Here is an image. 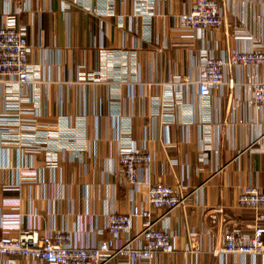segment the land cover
Segmentation results:
<instances>
[{
  "label": "crops",
  "instance_id": "crops-1",
  "mask_svg": "<svg viewBox=\"0 0 264 264\" xmlns=\"http://www.w3.org/2000/svg\"><path fill=\"white\" fill-rule=\"evenodd\" d=\"M214 1L223 25L189 37L178 17L193 0H0V17L17 10L26 28L36 90L24 95L30 101L23 107L39 114L37 129H25L33 117L23 118V143L6 139L2 124H10L5 115L14 114L9 105L19 93L0 86V238L62 230L78 247L107 239L112 212L148 207L146 189L117 176L124 144L153 155L143 181L190 194L188 207L157 223L174 237L175 253L150 264H264V256L212 254L225 228L252 229L256 213L237 205L240 191L250 185L264 192V137L256 141L264 107L255 108L247 86L264 80V66L227 70L237 85L207 99L196 86L202 50L213 58L254 44L264 50V0ZM138 5L146 16L136 14ZM174 78L184 84L168 85ZM30 146L39 152H27ZM162 214L152 210L154 218ZM191 231L199 241L194 254L186 252Z\"/></svg>",
  "mask_w": 264,
  "mask_h": 264
},
{
  "label": "built area",
  "instance_id": "built-area-1",
  "mask_svg": "<svg viewBox=\"0 0 264 264\" xmlns=\"http://www.w3.org/2000/svg\"><path fill=\"white\" fill-rule=\"evenodd\" d=\"M85 10L100 14L96 7L82 4ZM142 5L136 7L137 15L146 16ZM0 17V86L14 89L19 95L9 105L14 114L5 115L8 123L3 136L6 139L23 143L22 132L25 127L24 117H33L32 123L25 129H37L33 123L39 114L23 107L29 103L25 94L35 92L33 70L27 56L31 46L27 41L26 28L19 23L17 10H7ZM181 31L189 37L203 31L214 32L224 21V11L214 0H193L189 10L178 17ZM254 44L248 50L227 51L223 56L213 58L205 50L201 52V70L196 82L197 95L207 99L223 88L233 90L237 83L226 77L227 70H246L264 66V50ZM184 83L176 78L168 85L180 88ZM250 100L255 108L264 107V80L247 84ZM35 96L32 97L34 99ZM36 100V99H35ZM8 110V111H9ZM49 137L44 133V140ZM262 134L256 141L263 138ZM119 140V138H117ZM32 143V141H31ZM38 144V143H37ZM27 152L38 153L39 148L30 146ZM119 169L117 176L135 190L146 189L145 204L148 207L132 205L126 213L112 212L108 216V238L92 246L78 247L71 243V236L66 231H52L39 235L36 230H24L16 238H0V258L13 260L20 257L27 264H150L157 254L171 255L177 247L174 237L165 228L157 227L159 220L177 209L190 204V194L184 195L179 185H169L161 181L150 183L143 181L141 172L149 169L153 155L146 149H133L120 144L117 152ZM240 208L251 209L256 213L250 232L242 229L225 228L220 246L212 249L214 256L240 255L264 256V192L256 186L244 187L237 197ZM152 210L163 211L154 218ZM221 209L212 210V218L221 213ZM141 226L132 232L135 222ZM199 248L198 234L191 231L188 236L186 252L194 254Z\"/></svg>",
  "mask_w": 264,
  "mask_h": 264
}]
</instances>
